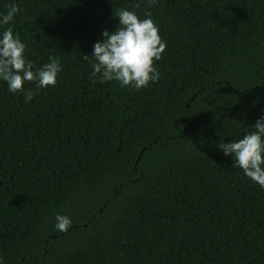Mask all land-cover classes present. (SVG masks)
Instances as JSON below:
<instances>
[{
    "label": "trees",
    "instance_id": "trees-1",
    "mask_svg": "<svg viewBox=\"0 0 264 264\" xmlns=\"http://www.w3.org/2000/svg\"><path fill=\"white\" fill-rule=\"evenodd\" d=\"M55 86L0 81L5 264H264V188L218 145L264 115V0H0ZM138 5V6H137ZM120 8L166 42L147 87L100 82L92 45ZM72 220L61 232L55 215Z\"/></svg>",
    "mask_w": 264,
    "mask_h": 264
},
{
    "label": "clouds",
    "instance_id": "clouds-1",
    "mask_svg": "<svg viewBox=\"0 0 264 264\" xmlns=\"http://www.w3.org/2000/svg\"><path fill=\"white\" fill-rule=\"evenodd\" d=\"M156 2L147 0L149 7ZM6 7L7 11L0 13V81L9 92L23 91L25 102H30L35 90L24 89V82H35L36 89L55 86L63 64L60 57L50 55L48 62L34 68L25 55L26 44L11 26L19 8L15 2ZM113 15L118 19L114 30L103 29L102 38L93 43L91 54H83L81 59H92V75L102 83L116 81L122 87L140 89L158 81L160 72L154 61L161 59L166 42L159 35V26L150 11L146 10L143 18L128 8H120ZM218 146L225 156L232 157L233 168L241 169L253 183L264 188V115L241 138ZM54 219L55 229L61 232L72 223L69 216L61 213H56ZM0 264H5L2 255Z\"/></svg>",
    "mask_w": 264,
    "mask_h": 264
}]
</instances>
